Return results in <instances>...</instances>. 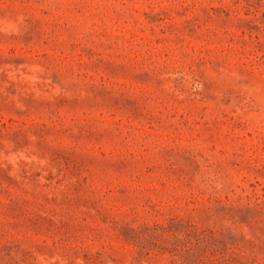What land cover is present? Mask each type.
Segmentation results:
<instances>
[{
	"label": "rangeland",
	"instance_id": "obj_1",
	"mask_svg": "<svg viewBox=\"0 0 264 264\" xmlns=\"http://www.w3.org/2000/svg\"><path fill=\"white\" fill-rule=\"evenodd\" d=\"M0 264H264V0H0Z\"/></svg>",
	"mask_w": 264,
	"mask_h": 264
}]
</instances>
